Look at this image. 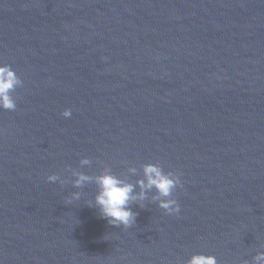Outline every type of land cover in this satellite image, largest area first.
Here are the masks:
<instances>
[{
    "label": "water",
    "instance_id": "95a60500",
    "mask_svg": "<svg viewBox=\"0 0 264 264\" xmlns=\"http://www.w3.org/2000/svg\"><path fill=\"white\" fill-rule=\"evenodd\" d=\"M0 63L22 81L0 264H264V0H0ZM148 163L179 175L170 197L141 189ZM105 172L133 185L131 226L95 203Z\"/></svg>",
    "mask_w": 264,
    "mask_h": 264
},
{
    "label": "clouds",
    "instance_id": "9594fccd",
    "mask_svg": "<svg viewBox=\"0 0 264 264\" xmlns=\"http://www.w3.org/2000/svg\"><path fill=\"white\" fill-rule=\"evenodd\" d=\"M22 84L12 67L6 63H0V109L14 110L16 108L15 100L12 92ZM62 116L69 117L71 110L63 109ZM87 163V160L82 161ZM145 180L138 181L141 189L155 187L162 197H170L177 185L181 186L179 175L175 178L163 172L157 165L148 163L143 168ZM46 179L55 181L57 179L54 173L49 174ZM90 177L85 174H78L74 181L75 186L79 187L83 182L89 180ZM98 192L95 196V203L99 206L101 215L107 219L109 224H122L125 227L131 226L135 222V213L128 207L129 202L138 197L133 194V185L121 180L119 177L105 172L96 177ZM144 196L143 191L139 194V198ZM160 206L165 209L168 214H177L180 206L176 200L165 199L160 202ZM257 259L264 261V254ZM185 264H217L215 257L204 254H193L185 262Z\"/></svg>",
    "mask_w": 264,
    "mask_h": 264
}]
</instances>
